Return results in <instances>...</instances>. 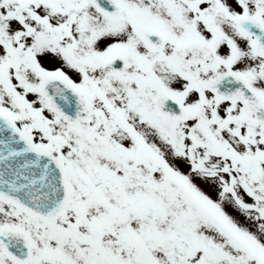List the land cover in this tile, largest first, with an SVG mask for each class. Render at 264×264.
<instances>
[{
  "label": "snow or ice",
  "instance_id": "6c2138e0",
  "mask_svg": "<svg viewBox=\"0 0 264 264\" xmlns=\"http://www.w3.org/2000/svg\"><path fill=\"white\" fill-rule=\"evenodd\" d=\"M0 264H264V0H0Z\"/></svg>",
  "mask_w": 264,
  "mask_h": 264
}]
</instances>
